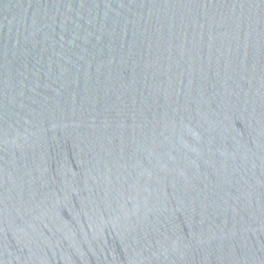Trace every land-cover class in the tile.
Returning <instances> with one entry per match:
<instances>
[{"label": "water", "instance_id": "95a60500", "mask_svg": "<svg viewBox=\"0 0 264 264\" xmlns=\"http://www.w3.org/2000/svg\"><path fill=\"white\" fill-rule=\"evenodd\" d=\"M135 0H0V264H56L92 117Z\"/></svg>", "mask_w": 264, "mask_h": 264}]
</instances>
